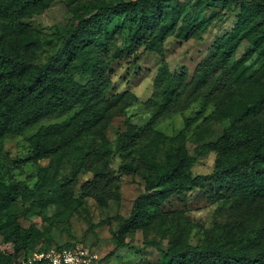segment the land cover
Returning <instances> with one entry per match:
<instances>
[{
	"label": "trees",
	"instance_id": "16d2710c",
	"mask_svg": "<svg viewBox=\"0 0 264 264\" xmlns=\"http://www.w3.org/2000/svg\"><path fill=\"white\" fill-rule=\"evenodd\" d=\"M54 1L0 0V236L13 245V252L0 249V264H17L21 258L26 261L41 251L47 237L35 225L22 226L13 212L18 199L37 191L22 182L5 181L9 171L5 139L23 136L41 125L29 139L35 163L49 159L51 165L59 164L73 149L77 151L72 155L82 159L80 167L86 151L88 156L108 155L111 121L137 100L130 92L112 94V68L127 56L137 58L141 49L161 59L156 92L149 101L156 112L144 127L127 119L126 130L117 139L116 153L124 169L129 171L131 163L140 162L145 182V192L136 198L131 216L115 233L117 248L127 246V240L140 230L161 227L160 221H166L162 207L174 196L209 188L218 200H234L238 209L252 212L264 207V0H101L81 13L73 11L76 21L53 34L61 47L40 63L37 52L44 46L43 34L29 20ZM232 4L237 7L233 29L217 37L210 60L199 67L191 82L176 83L177 76H171L166 61V41L170 37L200 40L221 15L214 13L199 21L190 17L188 9H225ZM244 42L250 48L234 61ZM254 56L263 66L248 75L245 63ZM77 76L86 82H79ZM224 91L229 100L218 114L243 124L228 126L216 142L202 144L194 155L189 152L185 129L169 136L154 125L167 107L185 95H198L206 105L214 94ZM52 120L58 122L42 125ZM203 135L200 129L192 139L201 143ZM212 152L217 154L214 171L194 174L197 156ZM98 162L99 167L108 166L105 159ZM45 170L40 171L37 190L51 187L48 198L41 200L47 207L67 199L64 188L68 182L47 183ZM106 177L97 170L94 182L98 185ZM228 236L218 234L196 246L174 235L167 250L159 241L149 240L145 248H155L159 257L146 264H264V224H240Z\"/></svg>",
	"mask_w": 264,
	"mask_h": 264
},
{
	"label": "rangeland",
	"instance_id": "374dc122",
	"mask_svg": "<svg viewBox=\"0 0 264 264\" xmlns=\"http://www.w3.org/2000/svg\"><path fill=\"white\" fill-rule=\"evenodd\" d=\"M101 0H55L44 13L34 15L30 24L42 34L44 46L37 52L38 62L44 63L61 47V41L54 38L58 28L64 29L76 21L74 10L83 9ZM117 1V0H107ZM129 1V0H125ZM236 5L228 8H212V10L196 8L188 9L191 18L205 21L214 13L221 12L220 18L208 29L200 40H185L170 37L165 43V56L171 76L176 75V83H189L197 74L200 66L210 60L211 48L217 37L231 31L236 23ZM196 22V21H195ZM250 48L248 42L242 43L236 52L234 61L241 59ZM139 56H127L117 61L112 68V94L130 92L137 100L117 115L110 123L107 135L111 143L108 155L101 152L87 155L84 152V165L81 158L74 157L73 149L59 164L51 165V160L32 161L30 137L40 126L27 131L23 136H9L5 139L4 148L8 157L9 171L4 176L7 183L22 182L37 193L27 198L18 199L13 212L18 216L22 226L35 225L47 234L41 251H47L59 245L75 244L93 249L100 258L98 264H146L155 261L159 254L155 248H145L146 242L155 239L161 248L167 250L174 235L182 237L186 242L201 246L218 234L228 239L240 224L260 227L264 224V207L252 212L238 209L235 201L225 202L210 194V189L199 190L190 194L172 197L162 207L166 221L161 227L140 230L127 240L128 245L117 248L115 233L122 223L131 216L136 198L145 192V182L141 177L143 165L131 163L132 169H124L122 159L116 153L117 139L126 130L125 121L130 119L139 127H144L155 114L149 101L156 92V81L161 66V59L155 53H142ZM263 64L254 56L245 63L248 75H254ZM218 72L217 74H219ZM77 80L85 83L86 79L77 76ZM190 94L192 91H189ZM229 100V93L214 94L204 105L202 98L185 95L177 104L167 107L165 114L157 119L154 125L166 135L175 136L182 130L189 134V152L194 155L195 149L202 144L216 142L224 130L235 124L243 123L237 118H225L218 114ZM161 103V101H159ZM58 122H44L42 125ZM204 130L201 143L192 139L194 133ZM108 161L104 169L98 159ZM217 154L198 155L192 171L196 175L210 174L214 171ZM80 159V160H79ZM94 166H98L95 169ZM50 180L66 179L64 188L67 199L44 207L43 198H48V185L44 191H38L41 183L40 171ZM97 170L104 172L106 178L98 185L94 182ZM69 200V201H68ZM4 221V220H3ZM0 249L13 252V245L0 236ZM138 250H143L139 253ZM155 257L156 259H154ZM17 264L26 263L21 258Z\"/></svg>",
	"mask_w": 264,
	"mask_h": 264
},
{
	"label": "built area",
	"instance_id": "2783aa9c",
	"mask_svg": "<svg viewBox=\"0 0 264 264\" xmlns=\"http://www.w3.org/2000/svg\"><path fill=\"white\" fill-rule=\"evenodd\" d=\"M100 258L91 248L83 245L55 247L47 251H36L26 263L46 262L47 264H98Z\"/></svg>",
	"mask_w": 264,
	"mask_h": 264
}]
</instances>
